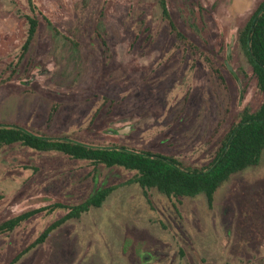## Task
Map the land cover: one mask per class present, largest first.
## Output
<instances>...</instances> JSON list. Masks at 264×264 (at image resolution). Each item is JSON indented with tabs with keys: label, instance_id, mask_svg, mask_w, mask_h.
<instances>
[{
	"label": "rangeland",
	"instance_id": "374dc122",
	"mask_svg": "<svg viewBox=\"0 0 264 264\" xmlns=\"http://www.w3.org/2000/svg\"><path fill=\"white\" fill-rule=\"evenodd\" d=\"M165 1L184 39L160 0H32L34 11L0 0V124L206 167L242 111L262 103L238 32L263 0ZM26 17L38 29L23 52ZM134 176L20 145L0 150V224L116 188L15 264H264V153L212 205L204 195L171 202ZM65 214L41 213L0 235V264Z\"/></svg>",
	"mask_w": 264,
	"mask_h": 264
},
{
	"label": "trees",
	"instance_id": "16d2710c",
	"mask_svg": "<svg viewBox=\"0 0 264 264\" xmlns=\"http://www.w3.org/2000/svg\"><path fill=\"white\" fill-rule=\"evenodd\" d=\"M34 11L32 0H27ZM163 18L169 21L171 29L180 39L184 36L176 30L170 21L165 0H160ZM32 11V12H33ZM29 25L23 52L29 49L38 29L35 17H26ZM238 41L248 59L257 80V88L262 94L260 107L251 111L245 108L224 137L220 148L211 162L204 168H185L175 158L163 157L150 152H142L123 146L93 147L72 141L67 137L52 138L33 133L19 125L0 124V150L20 145L29 150L48 153L55 152L71 160L86 161L95 168H123L134 172L130 181L143 191L155 190L171 202L184 198L204 195L212 205L217 191L233 176L248 168L256 167L264 153V0L258 5L243 28L238 32ZM114 186L101 188L80 204L66 206L54 203L38 209L26 211L0 224V235L14 232L23 223L38 214H53L63 210L66 214L46 228L42 234L20 253L12 262L15 264L32 249L43 245L53 232L72 220L80 219L91 209L103 206L115 191ZM1 199V197H0Z\"/></svg>",
	"mask_w": 264,
	"mask_h": 264
},
{
	"label": "water",
	"instance_id": "95a60500",
	"mask_svg": "<svg viewBox=\"0 0 264 264\" xmlns=\"http://www.w3.org/2000/svg\"><path fill=\"white\" fill-rule=\"evenodd\" d=\"M232 45H233V43H231V45H230V47H229V49H228V61L230 60V58H231V52H232V49H231V47H232ZM227 68L229 69V71H231V73H232V75L236 78L237 77V75H236V73L233 71V69H232V67L230 66V64L227 62ZM129 129L130 128H128L126 131H129ZM124 133V132H123ZM119 134H122V133H119Z\"/></svg>",
	"mask_w": 264,
	"mask_h": 264
},
{
	"label": "flooded vegetation",
	"instance_id": "af4514ba",
	"mask_svg": "<svg viewBox=\"0 0 264 264\" xmlns=\"http://www.w3.org/2000/svg\"><path fill=\"white\" fill-rule=\"evenodd\" d=\"M128 128H130V127H126V129H116V130L114 131V133H116V134L123 133L124 130L126 131Z\"/></svg>",
	"mask_w": 264,
	"mask_h": 264
}]
</instances>
